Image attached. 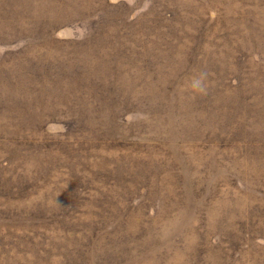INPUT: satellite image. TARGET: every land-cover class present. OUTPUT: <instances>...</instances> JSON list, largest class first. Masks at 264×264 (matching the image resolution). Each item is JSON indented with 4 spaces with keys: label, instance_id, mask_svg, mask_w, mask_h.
I'll use <instances>...</instances> for the list:
<instances>
[{
    "label": "rangeland",
    "instance_id": "1",
    "mask_svg": "<svg viewBox=\"0 0 264 264\" xmlns=\"http://www.w3.org/2000/svg\"><path fill=\"white\" fill-rule=\"evenodd\" d=\"M0 264H264V0H0Z\"/></svg>",
    "mask_w": 264,
    "mask_h": 264
}]
</instances>
